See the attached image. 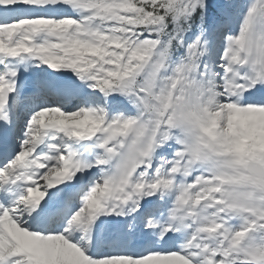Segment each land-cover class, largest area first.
<instances>
[{"label": "snow or ice", "instance_id": "obj_1", "mask_svg": "<svg viewBox=\"0 0 264 264\" xmlns=\"http://www.w3.org/2000/svg\"><path fill=\"white\" fill-rule=\"evenodd\" d=\"M0 264H264V0H0Z\"/></svg>", "mask_w": 264, "mask_h": 264}]
</instances>
